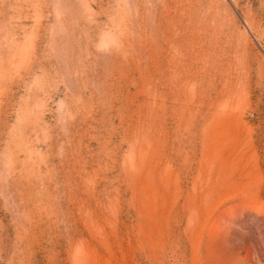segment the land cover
Returning a JSON list of instances; mask_svg holds the SVG:
<instances>
[{"label": "rangeland", "instance_id": "374dc122", "mask_svg": "<svg viewBox=\"0 0 264 264\" xmlns=\"http://www.w3.org/2000/svg\"><path fill=\"white\" fill-rule=\"evenodd\" d=\"M0 264H264V0H0Z\"/></svg>", "mask_w": 264, "mask_h": 264}]
</instances>
